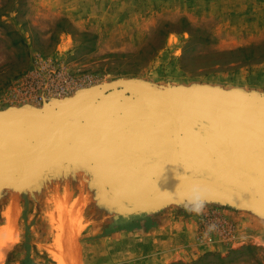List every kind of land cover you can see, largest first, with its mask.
<instances>
[{"label": "rangeland", "instance_id": "374dc122", "mask_svg": "<svg viewBox=\"0 0 264 264\" xmlns=\"http://www.w3.org/2000/svg\"><path fill=\"white\" fill-rule=\"evenodd\" d=\"M116 81L178 104L181 177L262 201L264 0H0L2 152L36 148L53 123ZM173 141L167 102L114 89L36 159L0 160V264H59L48 248L60 237L69 264H151L141 261L149 254L171 255L166 264H264V209L206 184L194 243L203 252L181 259L179 249L194 245L150 252L130 236L191 216L170 162L155 178L159 192L149 183ZM84 157L104 180L84 175L95 172ZM16 189L20 212L8 222ZM207 223L217 229L206 234Z\"/></svg>", "mask_w": 264, "mask_h": 264}, {"label": "water", "instance_id": "95a60500", "mask_svg": "<svg viewBox=\"0 0 264 264\" xmlns=\"http://www.w3.org/2000/svg\"><path fill=\"white\" fill-rule=\"evenodd\" d=\"M114 89H124L134 95H138L143 98H149V99H160L165 102H167L172 110V120L174 124V141L173 146L174 150L172 155L176 158H179V150H178V122L180 119V109L178 104L172 99L169 95L161 93V92H155V91H144L136 88L135 86L124 82V81H116L113 83H110L109 85L103 87V89L94 94L93 96L87 98L85 101H83L79 106H77L75 109H73L70 113L62 116L58 119L55 123H53L41 136L40 142L38 146L28 152H23L19 154H8L5 152H2L0 150V160L5 162H12V163H26L28 161L34 160L40 155H42L45 151L46 145L49 142V140L52 138V136L62 127L64 124L68 123L70 120L77 117L88 105L93 103L98 98L102 97L104 94L114 90ZM171 172L172 176L175 181L178 183H181L180 178H182L178 174V163H171ZM184 184H206L212 187H215L219 190L228 192L236 197H239L257 207H260L264 209V202L251 198L249 196H246L232 188H229L227 186H224L222 184L216 183L214 181L205 179V178H190L186 179L184 181Z\"/></svg>", "mask_w": 264, "mask_h": 264}, {"label": "crops", "instance_id": "0c3cea01", "mask_svg": "<svg viewBox=\"0 0 264 264\" xmlns=\"http://www.w3.org/2000/svg\"><path fill=\"white\" fill-rule=\"evenodd\" d=\"M31 109V108H30ZM34 111V108H32ZM179 159V158H178ZM85 162H88L90 165V171L93 170L95 167L94 174L88 175L86 172L84 175L91 181L100 182L104 180V175L101 172H98L99 169H96V166L92 163L91 159L88 157H84ZM91 161V162H90ZM87 169V168H86ZM88 170V169H87ZM90 181V182H91ZM200 216H197L195 214H191L187 219L182 220V218L175 219L174 221H170L169 228H163L164 226H159L158 228H155L151 233L144 232H133L131 233L132 238H138L143 240V243L145 246L149 247V251L151 252L153 248H156V250L159 249V247L171 249L175 248L178 249L180 246H191L194 245L195 239L198 232V220ZM176 227V229L172 228ZM168 234V235H165ZM164 236L165 238L159 239L160 237ZM166 248V249H167ZM190 248V247H189ZM146 248L144 247V250ZM191 250H184L183 247H181L179 250L182 251L180 258L182 259L184 256H188L189 254L198 255L203 250L200 247H197L194 245ZM179 251V252H180ZM146 255V254H145ZM171 255L166 254H149L141 261L143 263H151V264H166L169 260L167 258H171ZM165 258V259H164Z\"/></svg>", "mask_w": 264, "mask_h": 264}, {"label": "clouds", "instance_id": "9594fccd", "mask_svg": "<svg viewBox=\"0 0 264 264\" xmlns=\"http://www.w3.org/2000/svg\"><path fill=\"white\" fill-rule=\"evenodd\" d=\"M180 199L185 211L189 214H195L197 216L204 215L207 205V192L204 187L199 184H193L187 189V191H183L180 194ZM216 229L217 224L207 223L205 232L206 234L211 233Z\"/></svg>", "mask_w": 264, "mask_h": 264}, {"label": "bare ground", "instance_id": "6f19581e", "mask_svg": "<svg viewBox=\"0 0 264 264\" xmlns=\"http://www.w3.org/2000/svg\"><path fill=\"white\" fill-rule=\"evenodd\" d=\"M18 197H19V190L16 189V191L14 192V198H13V201L11 203V207L9 208V210L7 212L8 222H10L11 220H14L13 218L17 217L19 212H20V206H19V202H18ZM14 214H15V216H13ZM57 237H59V236L57 235ZM60 238L54 242V245H52L51 247L48 248V251L53 255L54 260L57 261L59 264H69L68 263L69 261L66 260L67 259L66 255L69 253V251L71 252V250L66 249V245L65 244L68 243V242L65 243L64 239L62 240ZM0 246H3V245H0ZM70 246H71V244H70ZM2 248H3V250L5 249L4 247H2ZM3 250H2V252H3ZM5 252H6V249H5ZM64 254H65V256H64Z\"/></svg>", "mask_w": 264, "mask_h": 264}, {"label": "snow or ice", "instance_id": "6c2138e0", "mask_svg": "<svg viewBox=\"0 0 264 264\" xmlns=\"http://www.w3.org/2000/svg\"><path fill=\"white\" fill-rule=\"evenodd\" d=\"M205 131H207V128L205 129ZM198 133V135L200 136V133L199 132H196ZM178 163L180 162L178 158H176L175 156H170V157H165L163 156V154H161L159 156V158L156 160V162L153 164V171H152V174L151 176L149 177V183L151 185V189L152 191L154 192H159V190L156 188V183H155V178L158 177L163 169V165L165 163ZM184 167L188 170L189 173L192 172V168L190 165H188L187 163L184 164ZM187 177H189V175H185L183 176L182 178H180L181 180V184L180 186L176 189V193H175V196L178 197V201L180 200V194L183 192V186H184V181L187 179ZM172 198H173V195L171 194ZM260 196L262 198V202H264V184H262V187H261V191H260Z\"/></svg>", "mask_w": 264, "mask_h": 264}, {"label": "trees", "instance_id": "16d2710c", "mask_svg": "<svg viewBox=\"0 0 264 264\" xmlns=\"http://www.w3.org/2000/svg\"><path fill=\"white\" fill-rule=\"evenodd\" d=\"M27 262L29 263V261L27 260V261L23 262L22 264H27ZM30 264H34V263H30Z\"/></svg>", "mask_w": 264, "mask_h": 264}]
</instances>
